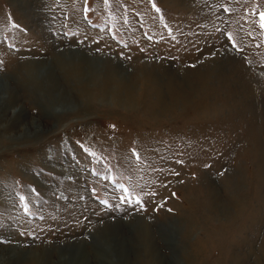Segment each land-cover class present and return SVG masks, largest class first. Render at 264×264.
I'll return each instance as SVG.
<instances>
[{
    "label": "rangeland",
    "instance_id": "1",
    "mask_svg": "<svg viewBox=\"0 0 264 264\" xmlns=\"http://www.w3.org/2000/svg\"><path fill=\"white\" fill-rule=\"evenodd\" d=\"M260 12L0 0V264H141L144 227L154 264H264ZM24 64L56 78L49 108Z\"/></svg>",
    "mask_w": 264,
    "mask_h": 264
},
{
    "label": "bare ground",
    "instance_id": "2",
    "mask_svg": "<svg viewBox=\"0 0 264 264\" xmlns=\"http://www.w3.org/2000/svg\"><path fill=\"white\" fill-rule=\"evenodd\" d=\"M31 62V61H30ZM35 62V61H34ZM84 62V61H83ZM39 64V63H38ZM40 64H42V63H40ZM25 66L23 67L24 69H27V73L26 74H24V82H28V83H25V84H27L28 86H32V89L33 90H35V92H31V93H33L34 94V96L36 97V101L40 104V105H42L43 107H45V108H49L51 105H50V103H52L53 101H54V99L52 98V96L53 95H51L50 93H51V87H50V83L51 84H53L54 85V83L53 82H55L56 84H57V82H56V78L54 77V75L53 74H47L46 76H41L42 77V79H41V82L39 81V79H38V76H35V78H34V75H33V73H31L30 71H29V66H27L26 64H24ZM35 65H37L36 64V62H35ZM34 65V66H35ZM43 65V64H42ZM110 65V64H109ZM31 66V65H30ZM32 66H33V64H32ZM109 67H112L111 65L109 66ZM31 69H33V67H31ZM110 69V71H109V75H110V78H113L114 77V73L112 72L113 70H112V68H109ZM37 70V69H36ZM35 70V71H36ZM112 70V71H111ZM20 71V70H19ZM66 71V70H65ZM77 71V70H76ZM67 72H65V74H66ZM79 71L76 73V76H78L79 75ZM36 75H38V74H36ZM67 75H69L68 73L66 74V76ZM45 81L46 82V85H43V84H41L42 83V81ZM123 88H125V90H126V92L128 91H130V88L129 87H127V86H124ZM107 90V89H106ZM106 90H104V92L106 91ZM86 91V90H85ZM115 91V90H114ZM112 93V92H111ZM87 95V94H86ZM85 95V96H86ZM106 95V94H105ZM88 96V95H87ZM111 96V95H110ZM40 97H41V99H43V101H41L40 102ZM45 97H47V98H45ZM106 97H108V96H106ZM59 99V98H58ZM159 102V101H158ZM54 106V105H53ZM6 112V111H5ZM17 115H19V114H17ZM18 117V116H17ZM20 117V116H19ZM0 141H1V138H0ZM210 201H211V204H212V207H213V210H215V211H217L218 213H220V215L221 214H225V213H228V211H227V208H224V207H220V205L217 203V197L215 198V197H212V199H210ZM212 210H210V212H211ZM230 213V212H229ZM222 216V215H221ZM211 219V218H210ZM207 220V219H206ZM208 221V220H207ZM191 230H192V228H190ZM142 233V237L141 238H143V240H144V248H143V250H144V252H143V256L142 255H140V258H142L141 259V264H154V261H155V258H157L156 257V254H157V252H156V254H155V251L156 250H154V248H153V242H152V238H151V235H150V233H149V231H148V229L146 228V227H144L143 229H142V231H141ZM189 234V233H188ZM139 240V239H138ZM184 240H186L187 242H189V244L191 243V241H192V239L190 238V236L189 235H186L185 236V238H184ZM141 241V240H140ZM139 251V250H138ZM159 256V255H158ZM139 257V256H138ZM186 257H188V252H187V255H186ZM139 258V259H140ZM190 259V258H189ZM133 260V259H132ZM137 260V259H136ZM129 263V262H128ZM138 263V262H137ZM157 264H159V262L157 263Z\"/></svg>",
    "mask_w": 264,
    "mask_h": 264
},
{
    "label": "snow or ice",
    "instance_id": "3",
    "mask_svg": "<svg viewBox=\"0 0 264 264\" xmlns=\"http://www.w3.org/2000/svg\"><path fill=\"white\" fill-rule=\"evenodd\" d=\"M104 3H105V4H108V3H109V0H104ZM152 7L156 10V12H160V11H161V9H160L159 7H157V5H156L155 3L152 4ZM259 16H260V27H261L262 29H264V12H260V13H259ZM165 27H167V25H165ZM228 40H229V41H232L231 46H232L233 48H235V47L237 46V45H236V42L233 40V38L231 37V35L228 36ZM9 47H10V48H11V47H14V45H9ZM0 63H3V62L0 61ZM113 127H114V126H113ZM90 155L95 156V153H90ZM131 156H132V158L135 159V161H136L137 164H140V163L145 159L144 157L141 156L140 152L137 151L135 148L132 149ZM33 191H35V189H33ZM123 191L127 192L128 189L124 188ZM62 198H63V197H62ZM19 199H20L21 202H24V201L26 200V198H25L24 196H20ZM122 199H125V200H126L127 198H126V197H122ZM101 203L107 205L108 202H107V201H102ZM137 203L139 204V203H141V201H140V200H137ZM23 211H24L26 214L29 213L30 209H29L27 203H24ZM3 242H4V241H0V243H3Z\"/></svg>",
    "mask_w": 264,
    "mask_h": 264
}]
</instances>
